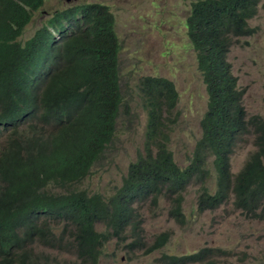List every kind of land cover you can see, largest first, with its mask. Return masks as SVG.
<instances>
[{"label":"trees","instance_id":"trees-1","mask_svg":"<svg viewBox=\"0 0 264 264\" xmlns=\"http://www.w3.org/2000/svg\"><path fill=\"white\" fill-rule=\"evenodd\" d=\"M48 0H0V264H100L115 240L128 253L162 248L169 234L151 243L140 235V208L169 202L182 223L183 193L199 187V213L231 201L236 210L264 220V118L248 115L245 89L228 62L232 45L251 36L261 0H194L185 21L207 93L202 134L188 164L169 149L178 102L167 78L144 75L136 82L146 111L143 151L128 165L111 195L80 189L112 141L122 102L121 44L115 17L101 2L49 12L21 42L33 14ZM252 143L243 166L231 170L238 147ZM215 171V190L207 181ZM101 230H97L98 227ZM40 244L43 249H36ZM46 250L68 255L57 260ZM227 252L204 246L186 254L163 253L148 264H216ZM129 258V257H127Z\"/></svg>","mask_w":264,"mask_h":264},{"label":"rangeland","instance_id":"rangeland-1","mask_svg":"<svg viewBox=\"0 0 264 264\" xmlns=\"http://www.w3.org/2000/svg\"><path fill=\"white\" fill-rule=\"evenodd\" d=\"M192 1L72 0L66 3L48 0L26 25L19 37L21 42L33 35L49 12L69 5L101 2L115 17V31L121 44L118 61L122 102L112 141L87 177L76 184L78 188L111 195L121 185L129 163L143 151L146 111L140 104L136 82L144 75L161 76L175 85L178 93L174 110L176 121L171 124L168 147L178 166L188 164V157L202 134L201 118L207 112L206 87L185 26ZM249 25L256 28L255 33L239 38L232 45L227 60L238 86L245 89L243 104L247 114L264 118V0ZM254 149L252 143L236 149L231 157L232 172L236 173L243 166ZM207 167L211 172L207 184L213 192L215 171L211 161ZM198 190L197 185H191L183 193L182 223L168 214L170 205L164 198L158 200L157 207L145 204L140 208L143 219L140 235L151 243L159 233L169 234L162 248L148 254L128 253L122 244L112 240L106 243L100 264H148L157 262L163 253H192L204 246L227 252L226 256L217 258L216 264H264V220L249 218L236 210L231 201L216 210L199 213ZM33 247L43 249L40 244ZM54 254L64 255L56 251ZM74 260L62 264H71Z\"/></svg>","mask_w":264,"mask_h":264},{"label":"clouds","instance_id":"clouds-1","mask_svg":"<svg viewBox=\"0 0 264 264\" xmlns=\"http://www.w3.org/2000/svg\"><path fill=\"white\" fill-rule=\"evenodd\" d=\"M65 1V0H64ZM66 2V1H65ZM70 2H72V0L70 1ZM70 2H66V3H70ZM73 5H76V4H73ZM73 5H69V6H73ZM68 7V6H67ZM106 245V244H105ZM105 245H104V248H105ZM104 248H103V251H104ZM46 251H48V252H51L55 257H56V259L57 260H60V259H63V258H69V256L68 255H56V254H54V251H52V250H46ZM59 256H63V257H59Z\"/></svg>","mask_w":264,"mask_h":264},{"label":"water","instance_id":"water-1","mask_svg":"<svg viewBox=\"0 0 264 264\" xmlns=\"http://www.w3.org/2000/svg\"><path fill=\"white\" fill-rule=\"evenodd\" d=\"M66 2H70L71 0H65Z\"/></svg>","mask_w":264,"mask_h":264},{"label":"bare ground","instance_id":"bare-ground-1","mask_svg":"<svg viewBox=\"0 0 264 264\" xmlns=\"http://www.w3.org/2000/svg\"><path fill=\"white\" fill-rule=\"evenodd\" d=\"M117 255H118V254H117ZM117 255H116V256H117Z\"/></svg>","mask_w":264,"mask_h":264}]
</instances>
